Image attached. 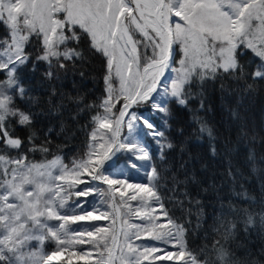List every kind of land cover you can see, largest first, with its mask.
Here are the masks:
<instances>
[{
	"label": "snow or ice",
	"instance_id": "1",
	"mask_svg": "<svg viewBox=\"0 0 264 264\" xmlns=\"http://www.w3.org/2000/svg\"><path fill=\"white\" fill-rule=\"evenodd\" d=\"M0 23L8 30L0 38V73L5 77L0 80V264H50L64 253L65 264H74V259L84 264H260L250 254L233 251L236 225L221 218L223 213L216 218L219 227L212 229L220 239L201 249L204 258L188 248L186 229L169 214L159 184L170 180L175 193L181 183L196 182L193 176L184 181L175 174L165 177L150 165L148 182H133L127 172H116L121 157H131L129 167L137 170L141 164L133 161L151 160L141 131L163 141L159 159L167 168L165 150L176 145L153 122V114L159 113L164 127H171V110L157 96L170 97L181 107L199 96L198 110L204 111L206 81H244L246 90L264 81V0H0ZM85 38L104 58L105 97L99 105L104 114L92 117L86 150L71 168L58 156L34 162L29 154L46 157L59 146L51 138L52 128L42 137L33 128L36 113L16 106L15 98L24 99L27 92L18 70L30 62L33 72L39 63L46 65L42 76L50 86V110L58 114L65 94L52 81L60 80L81 57L78 45ZM34 42L39 48L33 58L27 47ZM247 50L260 59L250 73L239 59ZM249 77L253 83H247ZM196 86L198 92L193 91ZM220 88L228 91L225 83ZM58 94L61 101L52 106L51 98ZM68 99L79 105L82 97ZM191 120L197 139L213 138L214 155L207 121L196 114ZM13 122L29 129L26 141L15 134ZM176 132L182 136L184 129ZM245 134L241 126L239 135ZM228 175L233 177L230 168ZM152 180L157 183L150 184ZM181 194L189 195L186 188ZM153 203L167 225L159 223ZM227 207L236 211L231 204ZM243 211L246 224L253 225L257 214ZM196 215L199 219L202 209ZM258 215L264 227V210ZM33 242L41 247L33 248ZM46 242L55 250L45 252Z\"/></svg>",
	"mask_w": 264,
	"mask_h": 264
},
{
	"label": "trees",
	"instance_id": "2",
	"mask_svg": "<svg viewBox=\"0 0 264 264\" xmlns=\"http://www.w3.org/2000/svg\"><path fill=\"white\" fill-rule=\"evenodd\" d=\"M7 35L5 25L0 23V38ZM38 48L39 43L34 42L28 45L27 51L34 58ZM78 50L81 57L75 60L74 66L70 64L66 75L61 74L60 80L52 81L58 92L65 94L58 114H53L50 110V86L42 76L46 65L39 63L33 72L30 62L18 70V76L27 92L24 99L19 96L15 98L16 106L23 111L36 113L33 128L41 137L48 128H52L51 138L54 144L59 146L58 151L53 149L52 154L46 157L38 152L29 154L34 162L50 160L56 156L66 164L78 160L86 150L90 138L92 117H98L102 111L99 105L105 97L104 58L90 48L86 38L79 43ZM239 59L249 73L260 63L259 57L251 50L245 51ZM4 78L3 73H0V80ZM221 83L226 84L228 91L221 90ZM247 83H253L250 77ZM203 89L206 104L204 111L198 110L199 96L191 99L187 107L177 105L170 97L165 100L171 110V117L167 120L170 129L161 123L163 116L159 113L153 114V122L164 130L165 136L172 140L176 147L165 150V168L159 159L163 141L157 142L142 131L145 137L143 144L151 156L147 164L160 169L165 177L175 174L181 181L190 175L195 178L196 182L189 180L186 185H178L175 193L172 192V182L165 179L159 184V195L164 198L165 207L175 222L186 229L184 239L188 248L201 257V260L204 258L201 249L220 239L219 234L212 229L219 227L216 218L223 213L221 218L231 220L236 225L235 239L231 242L233 251L238 256L250 254L253 260L264 264V227L261 226L258 215L264 210V81H256L252 90H246L244 81L233 82L227 78L224 81L209 80L205 82ZM193 91L198 92L199 86L194 87ZM29 96L38 98V102L32 103L28 99ZM68 96H79L82 100L78 105L70 101ZM60 101L58 94L51 98V105L55 106ZM87 105L92 107H86ZM80 108L84 110L79 111ZM76 113L79 114L74 120L72 116ZM232 113H235V116ZM193 114L203 117L212 130L216 148L214 155L210 151L213 138L204 135L197 139L198 134H193V130L197 128L191 120ZM62 123L64 131H61ZM241 126L246 133L243 136L239 135ZM180 127L184 129L182 136L176 132ZM13 128L15 134L26 141L29 129L16 125L15 122ZM85 128L88 131H84ZM181 144H184L183 151L180 150ZM9 154L17 155L15 151H10ZM121 161L123 159L119 160L118 165ZM229 168L233 177L228 175ZM156 183L157 181L153 180V185ZM185 188L189 194L187 197L181 194ZM244 193L248 199L243 198ZM191 199H198L200 205L194 206L190 202ZM229 204L234 206L235 212L229 211ZM199 209H202V216L198 219L196 213ZM245 209L257 214L253 225L246 224V213L243 211ZM50 249L46 248L45 252ZM61 264H65V261ZM74 264L84 262L74 260Z\"/></svg>",
	"mask_w": 264,
	"mask_h": 264
},
{
	"label": "rangeland",
	"instance_id": "3",
	"mask_svg": "<svg viewBox=\"0 0 264 264\" xmlns=\"http://www.w3.org/2000/svg\"><path fill=\"white\" fill-rule=\"evenodd\" d=\"M13 2H14V0H13ZM7 32H8V30H7ZM168 75L170 76L171 73H168ZM1 80H3V79H1ZM116 86L118 87V82H117ZM167 98H168L167 96H157L156 99H157L158 103H164ZM118 106L119 105H117V107ZM103 114L104 113H103V109H102L101 113L98 115L97 118L99 119L100 117H102ZM143 137H144V135H142V131H141L140 138H141L142 143H143ZM120 159H123V161H121L120 164L118 165V170L116 172L117 175H123L124 172H127V174L130 176V178L133 180V182H148L146 178H147L148 173L151 171V167H150L151 164H147L148 163L147 161H141V162L140 161H133L134 163L141 164V167L139 168V170H137V169H131L129 167V163L128 162L131 159V157L124 156V157H121ZM60 161H61L62 165L71 168L72 163L71 164H66L65 162L62 161L61 158H60ZM119 178H123V176H120ZM150 184L153 185V180L150 182ZM131 203H133V205H135L137 202H131ZM152 206L157 209L155 215L157 217H159V223L167 225V220L161 214L158 206L155 203H153ZM130 219H131L132 222H139L135 217H131ZM98 223L107 224V222H98ZM37 247H41V246L37 245L36 242H33V248H37ZM42 247L44 248V251H46L45 249L48 248V247L51 248L50 251H48V252H51V251L55 250V245L50 243V242H46L45 245L42 246ZM169 250L176 251L178 249L173 248V247L170 246ZM93 255L95 256L96 253L94 252ZM66 259H67V253H64L63 254V258L61 260H59V261H55L54 260V261L50 262V264H61V262L66 261ZM200 259H201V257H200ZM176 264H179V262H176Z\"/></svg>",
	"mask_w": 264,
	"mask_h": 264
},
{
	"label": "bare ground",
	"instance_id": "4",
	"mask_svg": "<svg viewBox=\"0 0 264 264\" xmlns=\"http://www.w3.org/2000/svg\"><path fill=\"white\" fill-rule=\"evenodd\" d=\"M166 75H168V73H166ZM52 252V251H51ZM48 253H50V252H48Z\"/></svg>",
	"mask_w": 264,
	"mask_h": 264
}]
</instances>
